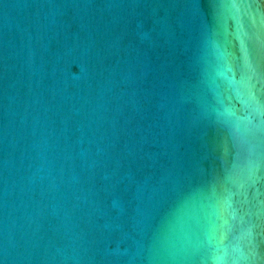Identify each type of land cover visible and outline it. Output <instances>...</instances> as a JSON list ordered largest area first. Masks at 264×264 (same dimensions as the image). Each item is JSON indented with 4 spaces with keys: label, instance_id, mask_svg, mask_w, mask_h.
Returning <instances> with one entry per match:
<instances>
[{
    "label": "water",
    "instance_id": "95a60500",
    "mask_svg": "<svg viewBox=\"0 0 264 264\" xmlns=\"http://www.w3.org/2000/svg\"><path fill=\"white\" fill-rule=\"evenodd\" d=\"M0 264H264V0H0Z\"/></svg>",
    "mask_w": 264,
    "mask_h": 264
},
{
    "label": "snow or ice",
    "instance_id": "6c2138e0",
    "mask_svg": "<svg viewBox=\"0 0 264 264\" xmlns=\"http://www.w3.org/2000/svg\"><path fill=\"white\" fill-rule=\"evenodd\" d=\"M218 259H222V257H218Z\"/></svg>",
    "mask_w": 264,
    "mask_h": 264
}]
</instances>
